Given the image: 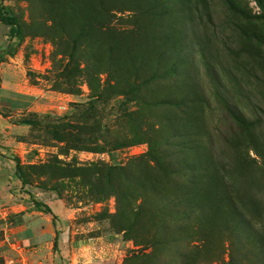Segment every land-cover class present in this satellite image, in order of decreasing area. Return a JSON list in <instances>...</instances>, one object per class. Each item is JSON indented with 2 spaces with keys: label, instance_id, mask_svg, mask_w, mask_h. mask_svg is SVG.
I'll return each instance as SVG.
<instances>
[{
  "label": "rangeland",
  "instance_id": "obj_1",
  "mask_svg": "<svg viewBox=\"0 0 264 264\" xmlns=\"http://www.w3.org/2000/svg\"><path fill=\"white\" fill-rule=\"evenodd\" d=\"M0 12L18 20L0 31V74L39 94L33 110L0 109L1 151L15 171L17 160L38 166L57 156L72 165L76 159L84 176L34 175L23 185L15 175L21 183L5 182L0 264H127L143 254L153 255L143 264H181L175 251L186 248L182 242L171 251L162 238L153 251L111 227L105 218L117 213L118 200L110 194L98 201L109 181L101 187L103 173L96 172L151 156V169L135 177L151 185L145 192L157 204L138 221L156 222L154 210L189 187L181 171L191 161L189 139L200 148L196 156H207L224 177L221 188L236 193L264 230V0H0ZM101 95L111 100L96 102ZM94 105L88 124L108 152L59 155L50 123L77 121V111L85 117ZM204 217L180 233L171 225V234L190 236L197 247L207 240L187 250L200 254L196 264H231L234 235L226 223ZM28 229L38 237L26 239L21 233ZM243 253L242 264H257Z\"/></svg>",
  "mask_w": 264,
  "mask_h": 264
},
{
  "label": "trees",
  "instance_id": "obj_2",
  "mask_svg": "<svg viewBox=\"0 0 264 264\" xmlns=\"http://www.w3.org/2000/svg\"><path fill=\"white\" fill-rule=\"evenodd\" d=\"M200 1L205 2V0H197L198 5H200ZM17 23L18 20L5 17L0 12V24L11 29L18 27ZM92 88L94 87L92 86ZM70 91L72 92V90ZM110 100L111 98L101 95L97 96L96 102L102 101L103 103H108ZM122 105L124 104L122 103ZM129 109L130 107L128 106V110L125 112L128 111L131 115L134 114V111L130 112ZM94 110L95 105L90 106L86 111L84 110L86 113L85 117V114L82 113L83 111H77V114H75L77 121L68 120V117L58 118L55 122L50 123L53 128V138L64 148L61 149L59 155L68 156L71 151L108 152L106 150L108 146L107 141L98 134V129L92 132L91 130L94 125L88 124L87 113ZM27 124L33 125L34 122L27 120ZM187 142L188 144L185 148L186 152L189 150L192 153L190 157L191 161L189 164L184 165L181 171L183 174L182 180L187 182L189 187L167 198L168 202L164 209L158 206L154 210L158 212V215H155L153 219L156 222L153 221L151 223V218L146 223L143 220L138 221L142 213L149 212L151 202L152 205L157 204L155 199L147 198L148 194L145 192L148 186L151 187V185H146L135 177L136 170L151 169V156L144 155L131 158L125 166L102 164L104 167L98 170L96 175L103 174L101 179H97V181L101 187H105L104 181L108 180L109 186L107 187L108 190H104L101 193L100 200L98 201H104L102 197L110 194L114 195L118 200L117 213L113 215L108 214L105 219L109 220L111 227L115 231L128 233L130 239H133L141 246L147 244L145 247H151L153 251L154 248L158 249L160 245V242L156 240L161 241L162 238L165 239V242L161 241L162 245H166L171 251H175L177 244L182 242V245L186 246V248L175 251L181 264H196V258L200 254L194 256L191 253L189 254L187 250L203 248L204 245H207V240L202 237L198 241L201 245L199 247L193 246L190 236H186L185 238L174 237L171 234L172 227L170 226L173 225L174 229L180 233L184 227H191L198 216L204 217L208 214L204 219L214 220L218 225L226 223V228L228 227L230 233L234 235V242L231 247L234 253L237 250V257L233 255L231 264H238V262L242 264L243 261L240 262L242 259L239 260V258L241 254L243 257V252L251 253L257 264H264V230L258 228L257 222L248 216L246 212L247 205L243 206L238 203L237 200L239 198L235 195L236 193L230 191L225 185L221 188L222 182L220 179L224 177L216 173L209 158L207 156H196L200 148L195 144L194 140L189 139ZM76 164H78L76 159L75 164L72 165L57 156L47 164L38 166L22 165L17 160L16 176L22 181L23 185L30 184L31 177L34 175L46 177L48 173H52L56 177V181L58 179L71 180L73 178L84 180L83 174L80 173L82 168L77 167ZM56 190L62 195L60 188H56ZM93 195H96V193H89V197ZM85 197L89 198L88 196ZM138 201L140 204H138ZM36 204L37 206L39 205L38 207H45L52 214L49 206ZM135 204H137L136 207ZM58 235L57 232L54 241L55 247L58 246ZM152 256L150 254L133 255L129 258V261L127 260V264H143V258H152Z\"/></svg>",
  "mask_w": 264,
  "mask_h": 264
},
{
  "label": "crops",
  "instance_id": "obj_3",
  "mask_svg": "<svg viewBox=\"0 0 264 264\" xmlns=\"http://www.w3.org/2000/svg\"><path fill=\"white\" fill-rule=\"evenodd\" d=\"M0 28V31H3V33H5L8 27L0 24ZM1 36L2 34H0V37ZM3 44L4 42L0 41V45ZM3 66L4 63H1L0 70L3 69ZM38 97L39 94L35 89L30 88L28 86H24V88H22L18 85H15L13 81H8L6 75H3L2 73L0 74V109L30 111L37 108L38 103L34 101V99L36 100ZM2 124L3 121L0 120V134L2 133ZM1 150L3 149H0V196L3 198V196H5V193L10 192L8 190L9 188L5 184V182H8L9 178L13 179V185L15 184V186L21 182L15 177L16 171L15 166L13 164L14 161L4 156L5 152H2ZM21 234L29 240H33L38 237V234H36L33 230L30 229L25 231L23 230Z\"/></svg>",
  "mask_w": 264,
  "mask_h": 264
}]
</instances>
